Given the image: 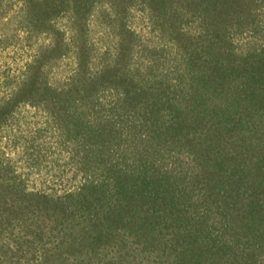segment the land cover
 <instances>
[{"label": "trees", "instance_id": "16d2710c", "mask_svg": "<svg viewBox=\"0 0 264 264\" xmlns=\"http://www.w3.org/2000/svg\"><path fill=\"white\" fill-rule=\"evenodd\" d=\"M16 1L42 4L38 17L48 23L55 53L66 39L55 21L68 17L85 27L96 0ZM181 9L196 16L197 29L226 36L221 54L206 36L192 42L176 32L180 65L143 80L130 73L131 44L122 33L98 71L82 43L71 77L78 92H111V149L95 162L100 183L59 195L29 189L23 175L0 166V264H120L124 256L134 264L150 255L156 264H264V43L251 41L240 54L233 46L236 35L264 36L255 14L264 0H187L177 15ZM45 93L37 103L53 117L72 104ZM96 134L104 135L100 126ZM11 196L22 206L5 218L1 205Z\"/></svg>", "mask_w": 264, "mask_h": 264}, {"label": "rangeland", "instance_id": "374dc122", "mask_svg": "<svg viewBox=\"0 0 264 264\" xmlns=\"http://www.w3.org/2000/svg\"><path fill=\"white\" fill-rule=\"evenodd\" d=\"M185 1L96 0L89 5L85 27L79 28L68 17L61 16L55 21L57 30L63 31L66 39L65 45L52 53L56 47L48 23L43 16L38 17L37 8H42V4L0 0V166L6 165L9 171L23 175L29 189L59 195L78 193L81 186L92 182L99 184L96 159L98 155L106 158L111 149L108 103L111 92L103 86L93 87L91 95H87V89L78 92L71 77L82 43H86L89 67L98 71L113 57L117 36L122 33L131 44L130 73L143 80H147L146 74L159 79L161 66L180 65L179 52L173 47L176 32L192 42L206 36L214 41L212 49L221 54L224 51L221 34H224L220 30L213 38L196 28L193 23L196 16L192 12L181 9L176 14L175 7ZM260 1L255 0V4ZM163 13L166 15H160ZM255 14L259 20L264 19V10ZM163 17L169 24L167 28L161 26ZM250 22L246 18L240 26L246 29ZM73 34L80 36L72 37ZM233 40L234 52L240 54L248 44L252 45L251 41L264 43V36L254 39L245 33ZM39 58L41 66L34 75L33 64ZM47 88L49 93L72 101L65 105V111L55 110L54 117L37 103ZM171 91L175 92L174 88ZM98 126L104 132L100 138L96 134ZM101 190L106 192L105 200H108L109 192L106 188ZM19 205L12 196L7 198L1 205L5 218H16ZM78 208L74 209L80 215ZM88 212L90 209L83 218L89 217ZM142 258L143 262L137 263L136 258L134 264L148 261L156 264L153 255ZM131 260L132 256H124L120 264Z\"/></svg>", "mask_w": 264, "mask_h": 264}]
</instances>
